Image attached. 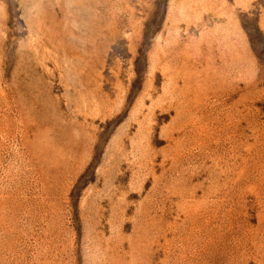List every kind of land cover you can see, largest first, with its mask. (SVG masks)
I'll return each instance as SVG.
<instances>
[{"label": "rangeland", "instance_id": "1", "mask_svg": "<svg viewBox=\"0 0 264 264\" xmlns=\"http://www.w3.org/2000/svg\"><path fill=\"white\" fill-rule=\"evenodd\" d=\"M0 264H264V0H0Z\"/></svg>", "mask_w": 264, "mask_h": 264}]
</instances>
